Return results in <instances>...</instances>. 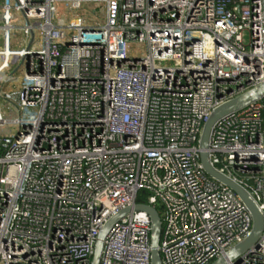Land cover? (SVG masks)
I'll list each match as a JSON object with an SVG mask.
<instances>
[{
    "label": "built area",
    "instance_id": "2783aa9c",
    "mask_svg": "<svg viewBox=\"0 0 264 264\" xmlns=\"http://www.w3.org/2000/svg\"><path fill=\"white\" fill-rule=\"evenodd\" d=\"M261 84L264 0H0V264H90L142 193L163 264L225 255L252 217L200 137ZM210 158L264 210V98L218 122ZM101 264H151L146 212L112 226ZM239 264H264V232Z\"/></svg>",
    "mask_w": 264,
    "mask_h": 264
},
{
    "label": "water",
    "instance_id": "95a60500",
    "mask_svg": "<svg viewBox=\"0 0 264 264\" xmlns=\"http://www.w3.org/2000/svg\"><path fill=\"white\" fill-rule=\"evenodd\" d=\"M215 36L217 41L221 42L218 34H215ZM263 98L264 84H261L216 107L211 112L203 126L199 142V158L203 171L209 177L230 188L240 198L252 217V229L248 237L228 250L225 255L218 257L210 264H239L246 256L257 250L261 243L262 234L264 232V210L247 188L214 166L210 158V142L213 129L219 121ZM131 209L144 211L150 216L151 264H163L160 250L163 231L161 214L155 206L141 202L135 203L132 208L123 209L110 218L101 228L94 245L90 264H101L105 241L110 229L117 221L127 215Z\"/></svg>",
    "mask_w": 264,
    "mask_h": 264
},
{
    "label": "rangeland",
    "instance_id": "374dc122",
    "mask_svg": "<svg viewBox=\"0 0 264 264\" xmlns=\"http://www.w3.org/2000/svg\"><path fill=\"white\" fill-rule=\"evenodd\" d=\"M90 9L91 10L94 9V4H90L88 10H90ZM79 13H81V11ZM86 13H87V10L85 9V14L84 15H86ZM95 16L97 17V19L99 18V10H97V12L95 13ZM39 24H40V21H38V20L37 21H33V25L34 26L39 25ZM40 33H41V31L39 29H36V35H37L36 37H37V40H40ZM19 36H20V34L17 33V38H19Z\"/></svg>",
    "mask_w": 264,
    "mask_h": 264
},
{
    "label": "trees",
    "instance_id": "16d2710c",
    "mask_svg": "<svg viewBox=\"0 0 264 264\" xmlns=\"http://www.w3.org/2000/svg\"><path fill=\"white\" fill-rule=\"evenodd\" d=\"M139 196H140V195H139ZM139 201H140V202H144V203L147 202V199L145 198V195H143V193H142V196H140ZM158 209L161 211V207H159Z\"/></svg>",
    "mask_w": 264,
    "mask_h": 264
}]
</instances>
